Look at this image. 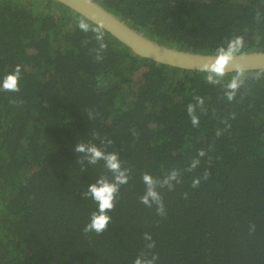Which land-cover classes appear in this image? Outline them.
<instances>
[{"label":"trees","instance_id":"trees-1","mask_svg":"<svg viewBox=\"0 0 264 264\" xmlns=\"http://www.w3.org/2000/svg\"><path fill=\"white\" fill-rule=\"evenodd\" d=\"M94 1L169 48L216 55L243 37L237 54L264 51V0ZM81 20L53 0H0V264H133L146 233L156 264H264V70L245 72L229 101L239 73L210 84L102 29L97 60V26L85 20L84 32ZM17 66L19 91L3 90ZM78 142L117 152L131 170L102 234L84 232L98 210L84 193L112 174L103 161L79 164ZM173 169L181 182L161 190L160 216L140 203L142 175Z\"/></svg>","mask_w":264,"mask_h":264},{"label":"clouds","instance_id":"clouds-1","mask_svg":"<svg viewBox=\"0 0 264 264\" xmlns=\"http://www.w3.org/2000/svg\"><path fill=\"white\" fill-rule=\"evenodd\" d=\"M79 28L88 32L90 30L89 24L85 20L79 22ZM96 33L95 39L99 43V49L97 51V60L102 59L99 52L107 48V43L104 41V33L100 27L91 29ZM244 45L243 37H234L227 43L226 47H220L217 49L216 55L213 58V63H206L203 66V70L207 73L206 80L210 84L220 83V79L223 78L227 72L230 63L235 58L236 54ZM20 78V67L17 66L14 73L5 77L3 82V90L6 91H19L18 80ZM244 72L239 70V74L234 76L232 80L226 85L225 95L229 101H231L237 92V90L244 84ZM203 104V100L199 101ZM194 109L192 105L188 106V113L192 118L194 126H198L199 120L193 115ZM91 119V115L89 116ZM219 134V133H218ZM94 139H99V135L94 133ZM105 142L101 141L103 145ZM113 141L108 140L107 144L111 145ZM75 151L78 155V163L83 165L85 161L89 165H96L100 161L104 162V167L107 172L112 174V179H109L106 175L101 176L95 183L88 186L87 191L84 193L85 197H90L98 205V210L94 211L90 217V223L85 228V233L95 232L96 234H102L107 230L109 223L112 221V217L108 214L111 210H114L116 206L117 196L120 193V188L123 185L129 183L130 169L123 166L120 160L119 154L115 151L109 152L106 147L99 146L92 142H78ZM199 156H204V150H200ZM199 164V160H193L188 171H191ZM180 171L173 169L167 176L163 178H156L151 174L145 172L142 175V180L145 184L144 194L139 198L140 203L147 207L156 206V212L160 216L166 215L165 204L161 190L167 188L169 191L174 190L175 184L181 182ZM175 182V184H174ZM200 180L193 181V187H198ZM255 225H250V234H254ZM144 239L149 241L146 244L148 251H143L134 260L133 264H156L159 259L158 254L153 253L151 250L156 247L155 242L152 240L150 234H145Z\"/></svg>","mask_w":264,"mask_h":264},{"label":"water","instance_id":"water-1","mask_svg":"<svg viewBox=\"0 0 264 264\" xmlns=\"http://www.w3.org/2000/svg\"><path fill=\"white\" fill-rule=\"evenodd\" d=\"M85 20L100 27L130 51L143 59L182 70L205 72L203 66L213 63L215 55L180 51L156 43L123 23L94 0H53ZM264 70V51L236 54L226 74Z\"/></svg>","mask_w":264,"mask_h":264}]
</instances>
